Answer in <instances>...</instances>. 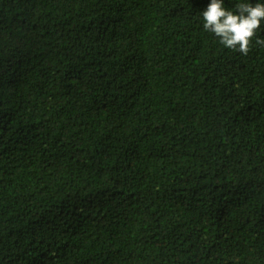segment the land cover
<instances>
[{"label":"trees","instance_id":"1","mask_svg":"<svg viewBox=\"0 0 264 264\" xmlns=\"http://www.w3.org/2000/svg\"><path fill=\"white\" fill-rule=\"evenodd\" d=\"M210 2L0 0V264H264V46Z\"/></svg>","mask_w":264,"mask_h":264},{"label":"clouds","instance_id":"2","mask_svg":"<svg viewBox=\"0 0 264 264\" xmlns=\"http://www.w3.org/2000/svg\"><path fill=\"white\" fill-rule=\"evenodd\" d=\"M202 16L204 30L213 33L227 49L246 56L254 38L257 45L264 46V39L256 38L264 22V2H240L232 11L225 7L224 0H211Z\"/></svg>","mask_w":264,"mask_h":264}]
</instances>
